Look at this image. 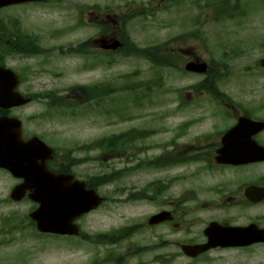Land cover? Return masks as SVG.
Wrapping results in <instances>:
<instances>
[{
    "label": "rangeland",
    "instance_id": "374dc122",
    "mask_svg": "<svg viewBox=\"0 0 264 264\" xmlns=\"http://www.w3.org/2000/svg\"><path fill=\"white\" fill-rule=\"evenodd\" d=\"M100 3H125L134 1L141 6L148 0H75ZM186 4L154 12L146 18L138 17L133 20L132 27L135 40L140 47L170 40L173 48L183 47L182 55L177 60L181 66L184 61L199 57L210 61L212 57L219 60L222 49L228 50L232 44L239 48L250 50V59L255 60L261 55L260 46L264 48V1L250 0V8L244 10L239 19L215 21L216 4L214 0H185ZM200 1V2H198ZM245 1V0H242ZM197 2L199 4H197ZM210 8H206L207 4ZM20 6L10 7L17 10ZM8 8L6 9L9 10ZM20 10L18 13H20ZM59 12L40 8H27L25 15L29 23H39L45 28H51L54 22H64L57 18ZM55 17V18H53ZM188 17L200 19L201 25L190 24ZM58 25V24H57ZM203 34L200 39L191 36H179L195 28ZM85 30L78 29L74 36L82 37ZM207 41L204 43L203 39ZM206 44V45H204ZM230 66L237 69L220 88L232 97L239 99L250 98L251 95H264V73L256 69L245 71L242 57L231 59ZM10 64L19 66V59H10ZM83 59L80 57H53L47 64V71L39 75L33 82L32 90L44 92L55 91L57 98L66 96L69 86L75 84H92L104 81L111 86L137 84L139 80L149 81L153 78L161 79V87L154 89L141 102L133 103L131 97L125 94L113 95L108 98L104 110L79 106L75 114L55 112L48 120L27 121V128L42 133L44 139L54 148L67 149L86 143L99 136L118 133L130 127L149 128L155 130L154 136L145 140V145L154 146L146 156L157 154L159 146L171 139L174 130L184 121L195 119L186 131L185 139L188 146H192L194 138L212 127L223 128L230 120H218V110L208 98H195L192 86L201 80V75L183 73L176 69L154 70L141 57L114 58V62L102 68L91 65L89 69L81 68ZM63 72L60 77L54 71ZM35 78H33L34 80ZM62 89V90H61ZM66 90V91H65ZM80 89H70L72 97L65 101L74 103ZM128 93V92H125ZM67 95V96H69ZM119 95V96H118ZM188 97L187 104L181 105V97ZM69 96V97H70ZM43 107V106H42ZM39 104H34L25 111V116L43 110ZM72 111V110H71ZM126 114H128L126 116ZM90 157L83 163L75 162L73 171L78 178L86 180L91 175L104 171L121 170L126 164L115 154L104 156L96 150L86 152ZM84 152H76L77 158L85 157ZM60 154V152H58ZM141 154V157H144ZM229 170L212 173L206 171L201 164L191 163L163 169H139L127 171L109 184L97 189L106 201L97 209L81 216L76 220L80 229L89 234L109 233L124 226L142 224L129 239L117 244H97L78 236L68 238L39 234L33 227H26L23 232L12 231L6 233V246L0 245V264H91L94 259L100 260L108 253L122 255L126 264H264V249L260 247L237 248L226 251H209L203 256L191 259L185 256L179 247L181 243L189 241L202 242L203 228L213 217L222 214V210H215L211 200L213 194L210 188L214 181L222 176H228ZM120 176V174H119ZM181 176V178H177ZM217 178V179H216ZM165 186L164 191L155 195L151 189ZM14 182L6 176L0 177V212L6 213V219L11 224L27 226L28 213L34 203L28 199L13 202L9 199V191ZM182 195L184 197H182ZM153 197L152 199H150ZM205 202V203H203ZM203 203V204H202ZM161 210H167L174 216L169 224L149 227L146 220L149 216ZM254 211H251L253 213ZM231 214L237 216L238 210L233 208ZM246 219L239 218L238 223ZM7 227V226H6ZM157 244L155 249L140 251L134 254L137 247ZM160 244V245H159Z\"/></svg>",
    "mask_w": 264,
    "mask_h": 264
},
{
    "label": "flooded vegetation",
    "instance_id": "af4514ba",
    "mask_svg": "<svg viewBox=\"0 0 264 264\" xmlns=\"http://www.w3.org/2000/svg\"><path fill=\"white\" fill-rule=\"evenodd\" d=\"M166 0H158L157 7H162ZM52 4L51 2H44ZM39 2H24L0 7V66H7V61L11 58L19 57L23 60L19 72H16L20 78V91L28 96L30 103L23 106L6 108L0 105V153L6 151V117L22 119L26 108H31L34 104H42L51 101L52 97H47L44 92L39 96L32 94L29 89L34 87L33 82L44 73L42 68L44 57H52L58 54L63 56L86 55L94 57L102 56H126L136 57L137 47L133 45V30L130 26L131 20L128 15L134 14L132 3H126L121 6V2L115 4H105V6H90L88 2H78L75 0H64L59 2L61 8L67 10L65 16L57 18L64 22H54L51 28H45L39 23L27 21L25 15L26 9L38 6ZM20 6L22 11L18 13L10 7ZM9 9L6 11V9ZM61 14V12H59ZM59 14V15H60ZM133 19V18H132ZM127 20V21H126ZM82 23H79V22ZM125 21V23H124ZM127 22V23H126ZM58 24V25H57ZM86 30L82 37H75L76 29ZM102 40H107L108 45L113 40L119 42L117 49H106ZM261 58V57H260ZM260 58L246 62L253 63L257 69L264 71L259 65ZM33 78H35L33 80ZM221 103L232 116H244L247 119L259 123L260 128L250 129H209L197 135L195 140V151L197 160L184 161L182 164H176L174 167L187 166L191 163H198L212 173L214 170H229L228 176L216 178L210 188L213 194L211 204L213 209L222 210V214L216 216L214 221L223 225L248 226L255 224L264 230V95H251L250 98L239 99L230 98L227 102L222 98L217 100ZM43 103V104H44ZM23 120V119H22ZM36 130L26 129L22 124L21 138L27 141L36 135ZM230 132L231 138L228 139V145L232 149L241 151L239 157L245 162L239 164L216 162L218 149L222 146V137ZM184 136V135H182ZM169 146L171 148L189 150L186 142H182L181 137ZM17 141V140H15ZM152 146V145H150ZM153 149V148H149ZM159 156L152 155V163ZM55 168V167H53ZM123 167L120 172H124ZM8 176L15 183L22 180L13 177L5 167L0 165V177ZM181 178V176H177ZM236 208L237 216L231 214L230 210ZM251 211H254L251 213ZM239 218L246 219L245 222L238 223ZM6 238V228L3 233L0 232V238ZM263 247L264 242H258L249 246L232 247L250 248ZM221 250L224 248L217 247ZM229 249V248H226Z\"/></svg>",
    "mask_w": 264,
    "mask_h": 264
},
{
    "label": "water",
    "instance_id": "95a60500",
    "mask_svg": "<svg viewBox=\"0 0 264 264\" xmlns=\"http://www.w3.org/2000/svg\"><path fill=\"white\" fill-rule=\"evenodd\" d=\"M20 1L22 0H0V5ZM262 64L264 65V60H262ZM185 69L203 72L206 68L203 63L191 61L186 64ZM0 80L5 81L3 85H0V99L6 100V107L27 102L15 91L18 79L14 74L8 70H6V73L0 72ZM9 132L13 133L6 126V169L17 177L24 178V183L15 186L10 197L19 200L24 196L26 190L30 191L28 196L39 203L38 208L30 213V217L35 220L39 231L76 234L77 226L73 223V220L82 213L96 207L102 201V198L93 189H85L84 182L72 181L71 176L51 174L45 169L43 163L37 164L36 158L45 160L51 157L50 149L42 141L35 138L24 146L13 148L11 147L12 142L7 141V137H12ZM228 151L231 155L233 154L231 150ZM218 160L224 161L223 156L219 157ZM168 215L167 212H161L150 217L148 223H158L167 219ZM204 232L208 237L207 243L182 246L187 255L196 256L218 243H221V245H242L264 240L263 232L251 227L241 229L220 227L217 229L216 225L212 223Z\"/></svg>",
    "mask_w": 264,
    "mask_h": 264
},
{
    "label": "trees",
    "instance_id": "16d2710c",
    "mask_svg": "<svg viewBox=\"0 0 264 264\" xmlns=\"http://www.w3.org/2000/svg\"><path fill=\"white\" fill-rule=\"evenodd\" d=\"M156 47V46H155ZM152 50H154V53L151 54H146L145 57L148 58V60L153 64V65H158V66H174V61H173V55L167 54V52L164 51H160L159 48H152ZM213 75V78L221 75L218 72L216 73H212L210 72L208 77L205 79V82H210L211 78L210 76ZM224 75V74H222ZM109 91V90H108ZM117 145L116 144H112V145H108L106 148L107 152H111L114 149H116ZM100 181V182H99ZM105 180L104 179H95L92 178L91 180L88 181V185L91 187H96L98 184L103 183ZM100 238V237H99ZM116 237L112 236L110 238V241H115Z\"/></svg>",
    "mask_w": 264,
    "mask_h": 264
}]
</instances>
